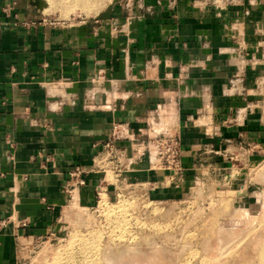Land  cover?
I'll return each mask as SVG.
<instances>
[{"label": "crops", "instance_id": "1", "mask_svg": "<svg viewBox=\"0 0 264 264\" xmlns=\"http://www.w3.org/2000/svg\"><path fill=\"white\" fill-rule=\"evenodd\" d=\"M262 79L264 0H119L51 25L26 0H0V264L52 234L75 193L87 206L116 198L99 166L109 143L120 183L160 201L202 168L259 156ZM169 131L178 171L150 158ZM78 166L85 185L70 196Z\"/></svg>", "mask_w": 264, "mask_h": 264}, {"label": "rangeland", "instance_id": "2", "mask_svg": "<svg viewBox=\"0 0 264 264\" xmlns=\"http://www.w3.org/2000/svg\"><path fill=\"white\" fill-rule=\"evenodd\" d=\"M36 1L26 0L35 19L77 23L99 18L119 0H86L75 8L73 0H38L39 7ZM260 88L264 115V79ZM114 159L106 152L99 166L117 187L116 198L108 201L103 190L87 206L74 194L55 231L22 250L18 264H52L78 255L85 243L98 245L102 264H264V147L226 170L202 168L182 197L169 201L151 198L142 185L120 183ZM119 217L125 225L113 224Z\"/></svg>", "mask_w": 264, "mask_h": 264}, {"label": "built area", "instance_id": "3", "mask_svg": "<svg viewBox=\"0 0 264 264\" xmlns=\"http://www.w3.org/2000/svg\"><path fill=\"white\" fill-rule=\"evenodd\" d=\"M14 5L16 4L12 3L10 7L7 8V11H9ZM41 23L46 25L55 24L45 20H41ZM115 130L116 128H114V132ZM107 147L109 148V152L115 157V154L112 151V144L111 143L107 144ZM152 147H153L152 149L153 151L149 152L150 158L154 157L155 160L158 161L160 165L166 168L167 170L178 171L181 169L180 146H179V140L176 136L160 134L152 139ZM112 170H114V173L115 172L119 173L117 172L119 170L118 166H115ZM103 172L105 173V171ZM84 175H85V171L79 166L76 167L70 173V182L72 183V188L69 191L70 196L77 188L85 185Z\"/></svg>", "mask_w": 264, "mask_h": 264}, {"label": "bare ground", "instance_id": "4", "mask_svg": "<svg viewBox=\"0 0 264 264\" xmlns=\"http://www.w3.org/2000/svg\"><path fill=\"white\" fill-rule=\"evenodd\" d=\"M87 1L86 0H73L72 1V6H70L71 8L73 7V8H75L76 6H78V5H80V6H78V7H83L84 5H85V3H86ZM76 191H78V190H76ZM78 193H75V196L77 195ZM75 196H73L74 198H75ZM79 198V197H78ZM105 199H106V195L105 194H103L102 196H101V200H100V203L101 202H103V201H105ZM74 200V199H73ZM78 201V200H77ZM106 203V202H105ZM105 203H102V204H105ZM102 204H99V206L100 205H102ZM76 205H78V206H75V208L76 209H78V210H80V208H79V204H78V202L76 203ZM106 205V204H105ZM102 206H104V205H102ZM115 206V205H114ZM119 206V205H118ZM117 206V207H118ZM121 206V205H120ZM112 207V206H111ZM116 206L115 207H113L112 209L113 210H118V208H117ZM109 208H110V206H109ZM111 209V208H110ZM121 209V208H120ZM82 216L83 215H76V217L77 218H79V222H81L82 221ZM81 220V221H80ZM114 222H113V224H115V225H120L121 226V224H124L125 225V220L123 219V218H121V217H119V218H117V219H115V220H113ZM117 223V224H116ZM97 237H100V236H97ZM78 254V253H77ZM101 253H99V247H98V245L95 243L94 245H92V244H89V243H85L84 244V246H83V248H81L80 250H79V254L78 255H76V254H74L73 253V255H71V256H69L68 258H65V259H63V260H61V259H57V258H53L51 261V263L52 264H77L76 262V259L78 260L79 258H81L80 259V262H79V264H102L103 263V261H101L100 260V257H101V255H100Z\"/></svg>", "mask_w": 264, "mask_h": 264}, {"label": "water", "instance_id": "5", "mask_svg": "<svg viewBox=\"0 0 264 264\" xmlns=\"http://www.w3.org/2000/svg\"><path fill=\"white\" fill-rule=\"evenodd\" d=\"M36 5L39 7V5H40V2L37 0L36 1Z\"/></svg>", "mask_w": 264, "mask_h": 264}]
</instances>
